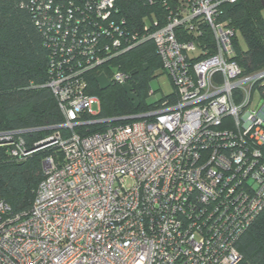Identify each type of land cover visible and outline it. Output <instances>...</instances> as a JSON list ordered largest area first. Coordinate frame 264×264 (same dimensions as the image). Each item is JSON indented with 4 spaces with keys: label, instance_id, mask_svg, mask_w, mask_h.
Here are the masks:
<instances>
[{
    "label": "built area",
    "instance_id": "2783aa9c",
    "mask_svg": "<svg viewBox=\"0 0 264 264\" xmlns=\"http://www.w3.org/2000/svg\"><path fill=\"white\" fill-rule=\"evenodd\" d=\"M140 1L152 11L138 23L119 0H37L53 53L45 87L70 134L30 150L26 136L37 129L0 132V148L18 162L43 148L62 153L45 159L28 213L13 214L0 197V264L242 261L237 243L264 211V104L251 109L255 93L264 100V69L244 74L237 30L220 21L221 6L237 0ZM149 42L175 101L101 133L75 132L112 122L82 119L100 105L88 75Z\"/></svg>",
    "mask_w": 264,
    "mask_h": 264
},
{
    "label": "trees",
    "instance_id": "16d2710c",
    "mask_svg": "<svg viewBox=\"0 0 264 264\" xmlns=\"http://www.w3.org/2000/svg\"><path fill=\"white\" fill-rule=\"evenodd\" d=\"M119 5L130 22L140 23L142 17L152 11L140 0H119ZM38 6L37 0H0V132L37 129L26 136L30 150L35 143L57 131L63 137L70 134L62 128L65 119L58 102L45 87L50 80L53 53L46 46L42 29L37 26ZM220 10V21L240 31L246 43V51H241L236 35L235 59L244 74L264 69V0H237L233 4L224 3ZM207 42L212 50L210 36ZM113 66L128 74L125 85L130 84L131 91L139 96V108H135L125 85L113 82L112 77L108 87L100 86L99 73ZM158 69H162L161 62L154 44L149 42L114 59L110 66L90 73L86 91L99 100L100 112L95 116L85 114L82 119L112 122L78 126L74 131L81 136L101 133L109 126L130 123L125 118L155 111L164 102H174L175 93L153 104L146 103L151 92L150 80ZM262 152L264 156V147ZM49 156L58 159L62 153L58 147L43 148L18 162L6 149L0 148V197L8 202L13 214L31 210L36 189L44 179V161ZM237 248L242 255L239 264H264V211L240 238Z\"/></svg>",
    "mask_w": 264,
    "mask_h": 264
},
{
    "label": "rangeland",
    "instance_id": "374dc122",
    "mask_svg": "<svg viewBox=\"0 0 264 264\" xmlns=\"http://www.w3.org/2000/svg\"><path fill=\"white\" fill-rule=\"evenodd\" d=\"M237 37L240 50L246 51V43L240 31L237 32ZM144 68H146V66H144ZM118 71V67L113 66L109 70L104 69L101 73H99L98 81L100 86L102 88L108 87L111 83V77L115 75ZM125 90L128 92L129 97L133 100L135 108H139L141 104L140 98L135 92L131 91L130 84L125 85ZM150 91L154 92V94L146 97L147 104H153L161 100L163 97L174 94L176 89L170 75H168L162 69H158L154 72V74L152 75V79L150 80ZM252 102L253 103L251 109L257 112L261 110L264 104V100L260 99L257 93L254 94ZM91 111L93 114H98L100 112V105L98 102L93 103Z\"/></svg>",
    "mask_w": 264,
    "mask_h": 264
},
{
    "label": "water",
    "instance_id": "95a60500",
    "mask_svg": "<svg viewBox=\"0 0 264 264\" xmlns=\"http://www.w3.org/2000/svg\"><path fill=\"white\" fill-rule=\"evenodd\" d=\"M44 145H41L39 148H42Z\"/></svg>",
    "mask_w": 264,
    "mask_h": 264
}]
</instances>
